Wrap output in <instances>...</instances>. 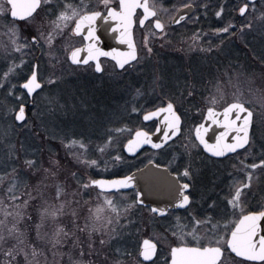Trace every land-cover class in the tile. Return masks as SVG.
<instances>
[{
    "label": "snow or ice",
    "instance_id": "obj_1",
    "mask_svg": "<svg viewBox=\"0 0 264 264\" xmlns=\"http://www.w3.org/2000/svg\"><path fill=\"white\" fill-rule=\"evenodd\" d=\"M194 7H203L206 15L210 5L183 0L182 7L170 10L163 0H0V36L7 38L0 41V52L5 61L12 58L0 82L5 99H12L10 107L0 109L6 123L0 136V264H157L158 245L168 249L164 264H264V4L258 9L256 0H244L231 10L238 17L226 22L227 4L216 5L222 26H214L212 35L219 43L209 38L197 44L209 36L197 32L186 48L202 53L199 62L189 57L179 66L151 63L157 42L160 48L172 46L173 24L199 22V16L187 14ZM137 26L144 30L139 46ZM101 31L117 34L113 39L127 50H104ZM75 38L81 46L70 44ZM236 41L246 50L245 59L225 51L228 42ZM37 51L53 68L47 76L40 71V57L33 63L24 59ZM102 57L113 62L111 68ZM64 63L77 77L82 69L100 81L96 88L131 99L121 110L103 104L83 84L68 87L63 72H55ZM25 65L29 74L19 75L17 69ZM133 73L145 82L125 79ZM13 77L23 83L13 84ZM150 95L160 100L154 109L144 106L152 103ZM197 97L205 105L197 107L198 113L206 112L204 122L166 166L148 157L147 172L139 166L132 172L130 166L117 179H85V170L99 169L101 162L107 171V161L92 158L91 138L72 131L69 121H99L105 136L96 151L121 161L122 155L109 151L113 143L132 156L144 145L163 150L169 141L175 144L182 135L178 102L195 106ZM141 99L144 104L138 103ZM124 112L142 113L145 122L159 119L160 126L151 134L136 130L134 137L131 129H108L105 121L123 120ZM209 121L223 129L219 135L212 130V143L206 139ZM114 132H127V144ZM201 146L211 157L244 155L239 161L244 178L229 187L223 200L215 180L203 182L197 163ZM249 156L252 162L246 163ZM153 169L155 175L149 176ZM153 179L166 186L167 200H148ZM141 214L145 228L161 219L167 223L156 237L131 243L128 225Z\"/></svg>",
    "mask_w": 264,
    "mask_h": 264
},
{
    "label": "trees",
    "instance_id": "obj_2",
    "mask_svg": "<svg viewBox=\"0 0 264 264\" xmlns=\"http://www.w3.org/2000/svg\"><path fill=\"white\" fill-rule=\"evenodd\" d=\"M206 3H208L210 5L209 9L207 10L208 11V15H204V13H205L204 11L198 10L197 11L198 12V16L200 17L199 22H193V20H191L190 21L191 22L190 25H188L187 27H184V29L182 31L175 32L173 35H171V37L168 38L172 42V46L171 47L166 46L165 48H160L157 44H155V51H156L157 55L153 56L154 59L151 60V63H155L156 60H159L161 65H162L163 62H165V63L171 62L170 66H179L182 63H184L185 61H187L189 59V57L192 59L193 62H199L201 57H202V53H199L196 50H193L191 52H187L186 51L187 45L193 43L192 39H191L193 34L197 33V32H207V33H209V36H204L201 39H198L196 41L197 44L204 45L205 41H207L209 38H211L214 41V43H217V44L219 43V40H217L216 37L214 35H212V28L214 26H217V27L218 26H222V22L218 21L216 19V17L214 16L215 11L217 10L216 5L222 4V3H226L227 4V7H228L229 11H227L225 13L224 22H226L228 19H232L233 17H238V13L235 12V11H231V10L233 8H235L237 5H239V2L235 1V0H206ZM233 23H239V19H234ZM249 39H251V37H249ZM181 41H184L186 43L182 44ZM136 42H137V45L139 46L141 41H138L136 39ZM79 43H81V41L78 38H75V39L70 41V44L74 45V46L79 44ZM257 48H258V45H257ZM181 49H185V50H181ZM193 49H195V45H193ZM228 50H231L234 55L240 56L241 59H245L246 58L245 57L246 50L243 48V45H242V43L240 41H236L234 44L231 43V42H228L227 46L225 48V51H228ZM35 57H40V67H41V65L42 66L46 65V68H51L52 69V67H51V65H50V63L48 61V58L46 56H41L39 51H37L34 54V56H29L28 57L29 58L28 59L29 63L35 62ZM60 59L61 60L64 59L63 53H61ZM108 62L109 61H107L106 63L108 64ZM109 65L112 66V63L109 62ZM58 66H64L65 67L66 63L58 64L56 66V68H55V72H57L59 70H61V72L65 71L63 69L64 67H60L58 69ZM24 68H25V72L28 73L29 72L28 65H25ZM125 79L130 81V82H135V83H138V84H143L145 82L143 77H137L135 75V73L126 76ZM12 80H15L14 81L15 84H19V81H21V80L17 79L16 77H13ZM17 95H19V93H17ZM130 99H131V96H129V95H119L118 107H121V110H122V106L125 104V101L130 100ZM148 99L152 103L144 105L146 108L154 109V107L156 105L160 104V100L156 99L155 95H150L148 97ZM7 100L8 101H12L11 97H9ZM138 103L144 104V100L141 99V100L138 101ZM198 104L199 105H204V102H203V100L200 97H197L195 99V101H194V105H198ZM5 105H9V104L5 103ZM3 106L4 105H2V106L0 105V108L2 109ZM29 107H31V106L29 105ZM178 107H179V112L178 113L183 117V120L186 121V122L192 123L193 120H194V116L198 114V112L195 111V107L192 106V105H189L187 102H185L183 105H179V102H178ZM141 114L142 113H137V112L130 113V114H129V112H124L123 113V117H124L123 120H120L119 118H117V119H119L118 125L119 126L120 125H122V126L124 125V126L127 127V129H131L132 130L131 133L134 130L139 129V128H144V129L147 130L151 126L141 122ZM0 122L3 124V126H6V123L3 120H0ZM118 125H115L114 123L112 125L109 124V125H107V128L108 129H115L116 127H118ZM95 135H97L96 138L98 139L97 142H95V143H97V145L101 144L103 142V137L105 136V128L102 127L99 131H97L95 133ZM128 138H129V135H128L127 132H125V133L120 135V141L122 143L125 140H127ZM53 143L56 144V142H53ZM117 145L119 146L118 154L123 156V158H124L123 160L126 163V167L118 168L117 167L118 166L117 165L118 161H113L112 156L104 155L103 157L99 158V160H101V161L106 160L107 161V168L110 169L109 173L107 174V177L120 176V175L128 172L130 166H131V170L136 169V166H140V163L142 162V160L140 158L141 154L143 152H146V151L149 150L148 148H145L141 153H139L138 155L132 157V156H127L126 154H124L120 144H117ZM56 147L59 150L58 144H56ZM241 153H243V152H241ZM60 154H61V156H63V151L62 150H60ZM115 154L116 153H112V155H115ZM243 156L244 155H241V156L238 157L235 154V155H233L231 157H232L233 160L236 159V158H239L241 160V159H243ZM158 162H160L162 164L161 161H158ZM246 162L251 163L252 162V157L249 156V159ZM238 164H240V163L238 162ZM101 165H104V163L101 162L100 166ZM103 167H105V165ZM86 171L87 170H85V172H84V176H87V177L91 176L92 178L97 177V175H94L93 173H91V171L88 172L87 175H86ZM238 172H240V173H238ZM238 172H235L234 170H232L231 181H233L236 177L241 179V171H238ZM99 176H101V175H99ZM240 179L238 180V182L240 181ZM231 185H232V182H231ZM160 256H161V253L159 255V259L157 261V264H164L165 260H161Z\"/></svg>",
    "mask_w": 264,
    "mask_h": 264
},
{
    "label": "rangeland",
    "instance_id": "obj_3",
    "mask_svg": "<svg viewBox=\"0 0 264 264\" xmlns=\"http://www.w3.org/2000/svg\"><path fill=\"white\" fill-rule=\"evenodd\" d=\"M202 2V1H201ZM201 2H198V4H200ZM264 4V0H261L260 3L257 5V8L259 9L260 5ZM240 5V4H239ZM201 8V7H200ZM200 10V9H199ZM218 10V8H217ZM216 10V11H217ZM214 16H215V13H214ZM191 22L188 23V25H190ZM170 36H168L169 38ZM7 38L6 37H2L0 36V41H3V40H6ZM142 43V41L140 42V44ZM158 46H159V42L156 43ZM143 54V53H141ZM15 56L17 57V59L15 60V63L16 64H19L20 63V60H19V56L20 54L19 53H16ZM29 56H25L24 59L28 61V58ZM152 59H154V57H152ZM12 62V58H8L7 61L4 60L3 58V54L2 52H0V82L3 81L4 79V73L7 71L8 69V66L11 64ZM170 63L171 62H163L162 65H169L170 66ZM60 67H64V66H58V69ZM107 67L111 68V65H107ZM65 71L63 72L64 74V77L67 81H69V84H68V87H74V86H78V85H81L83 84L85 87L88 88L90 94H95V96L97 97V99L99 101H101L103 104L105 105H109L111 106L112 108H117L118 107V102H119V94L117 95H112L106 91H104V88H96V85L100 84V81H97V80H93V78L87 74V73H84L82 69L80 70H77L80 72V75L79 77H77V75L74 73V69L73 68H70V67H67V65L63 68ZM40 71L41 73L44 75V76H47L49 75L51 72H53V68H46V65L45 66H42L40 67ZM17 72L19 73V75H24V74H29V72H25V68L23 67L22 69H17ZM61 74V70L57 71L56 72V75H60ZM69 74V75H68ZM16 80V79H15ZM15 80H11V82L13 84ZM23 81H19V83H22ZM5 96H6V93L3 89H0V105H5L6 104H9L8 106L10 107L11 106V103L12 101H8L7 99H5ZM4 103V104H3ZM1 109V108H0ZM131 113H134V112H131ZM143 114H141L142 116ZM118 122H119V119L115 118V120L112 122V123H108L107 121H105V123L107 125H112L113 123L115 125H118ZM142 122V120H141ZM143 123V122H142ZM146 124V123H144ZM147 125H150V124H147ZM189 125H191V127L193 126L191 123H189ZM151 126V125H150ZM4 127V128H3ZM69 127L72 131H75V132H82L84 133L85 136H88L91 138L92 140V143L89 145V148L91 149V156L92 158H101L103 156L100 155V153L98 151H96V146H97V135H95V133L97 131H99L102 126L100 124L99 121H97L96 123H93V124H89L88 122V119L87 118H81V117H77L75 122H71L69 121ZM188 127V126H187ZM119 128H127L126 126H122V125H118V127H116L115 129H119ZM187 129L184 130L183 132V136H182V139H185V136L186 134L188 133L187 132ZM6 130V126H3V124L0 122V136H2L4 134ZM135 131V130H134ZM133 131V132H134ZM104 132V131H103ZM132 132V133H133ZM131 133V135H132ZM186 133V134H185ZM94 134V135H93ZM99 134V133H98ZM104 134V133H103ZM102 134V135H103ZM114 136H118L119 137V140H120V133L118 132H115L113 133ZM181 136L178 138V139H175V144H173V142L168 146V149L166 150H163V151H157V152H154L152 150H148L146 152H143L140 156L142 162L140 163V166H142L144 163L148 162V157H151L153 160L155 161H163V153L166 154L167 152L171 155V157L173 156H176L178 154L177 152V149H178V146L181 144V142L183 141L182 139H180ZM187 138L186 139L187 141L189 140V137L187 135ZM104 142V141H103ZM102 142V143H103ZM126 142V140L123 142V144ZM101 143V144H102ZM93 144V145H92ZM184 144V143H183ZM188 144V143H186ZM96 145V146H95ZM100 145V144H99ZM118 148L119 146L117 145V143H113L112 145V148L109 149V151H111L112 153H116L115 155L118 154ZM162 154V155H161ZM243 159H244V156H243ZM169 160H171V158L169 157ZM240 161L239 158H236V159H230V171L232 172V170H234L235 172H238L240 171V164H238V162ZM259 161L257 160V163ZM216 163V164H215ZM215 163H212L213 167L217 168L218 167V163L217 161ZM248 163V162H246ZM117 167L120 168V167H126V163L124 160H121V161H118L117 162ZM235 165V167H234ZM104 165H101L99 169H88L86 171V175L88 172L91 171V173H93L94 175H97V177H100L99 175H101V177H107V174L109 173L110 169L107 168V171H104ZM240 173V172H238ZM88 177L85 176V179H87ZM240 178H235L232 182V184L234 182L238 183V180ZM243 179V173L241 172V179ZM231 186V185H230ZM260 200V199H259ZM125 224H127V221H124ZM128 229L129 231H131V233L133 234L131 236V240L130 242L131 243H136L137 241L140 242V239L141 237H148V238H154L156 237L157 235H159V233L157 232V230L155 229L154 231L151 229L149 230V227L145 228L144 225H143V222L141 220H139V224L138 225H128ZM155 241V240H154ZM162 254H166L167 255V252H168V249L167 247H164L162 248Z\"/></svg>",
    "mask_w": 264,
    "mask_h": 264
},
{
    "label": "flooded vegetation",
    "instance_id": "obj_4",
    "mask_svg": "<svg viewBox=\"0 0 264 264\" xmlns=\"http://www.w3.org/2000/svg\"><path fill=\"white\" fill-rule=\"evenodd\" d=\"M202 0H195V2L198 4V2H201ZM235 1H238L239 4L242 6V4L244 3V0H235ZM261 0H256L257 2V5L260 3ZM188 2H191V0H188ZM204 3H206V0H203ZM182 3H183V0H163V7L164 8H168V9H172L174 6H179V7H182ZM204 11L205 12V9L203 7L200 8V11ZM198 10L194 7L193 8V11L192 13L189 15L191 17H196L198 16ZM205 15V13H204ZM208 15V11H207V14ZM161 19L164 20L165 22H168L169 21V15L166 14V13H161ZM191 20H186V21H182L181 24L177 25V24H173L172 25V29L170 30L169 32V36L171 37V35H173L175 32H179V31H182L184 29V27H187L188 26V23L190 22ZM134 39L136 41V39L138 41H142L143 39V35H144V30L140 29L138 26L136 28H134ZM80 40V38H78ZM81 43L75 45V46H80ZM102 62L103 63H106L107 61L111 62L110 60H108L107 58H101ZM109 62L108 64L106 63V66L108 65L109 66ZM113 64V62H111ZM67 67L68 64L66 63ZM70 68H73V67H70ZM69 75V74H68ZM195 111L197 112V107H200V108H204L205 105H195ZM220 110V109H218ZM179 114V113H178ZM205 115V112H202V113H198L197 115L194 116V120L193 122L191 123L193 126L191 127V125H189V122H186L183 120V117L181 116L182 118V135H181V138L182 139V136H183V132L184 130L187 129V134L185 136V139H182L183 141L181 142V144L178 146V149H177V152L179 154L183 153L184 152V145H186V143L189 144V140L187 141L186 139L187 138V135L188 137L190 138H194V129L195 127L201 123L203 121V116ZM146 124H150L151 127L149 129H145L146 131H149V132H152L156 126V121L153 120V121H150V122H147ZM188 126V127H187ZM179 138V137H178ZM178 138H175V139H178ZM128 140V139H127ZM126 140V141H127ZM172 143V141L169 142L168 145L165 146V149L163 150H166L168 149V146ZM184 143V144H183ZM145 148H143L140 152H138L136 155H138L139 153H141ZM149 150H152L154 152H157V151H163V150H154V149H151V148H148ZM241 152H243V150H240ZM135 155V156H136ZM162 155V154H161ZM176 155V156H177ZM235 154H230L228 155L227 157H211L209 154H207L206 152H203L202 148H201V157L200 159L197 160V163L200 164L201 166V171L203 172V182L204 183H208L209 181L211 180H215L216 184L218 185L217 188H215V192L218 193L221 197V199L223 200L224 196L228 193L229 191V187L231 185V176H232V172L230 171V159L232 158L231 156H233ZM243 155V154H242ZM134 157V156H132ZM169 157L172 159L171 155L167 152L166 154L163 153V161L162 162V166H166L168 160H169ZM217 161V165L218 167L215 168L213 167L212 163H215ZM148 163V162H146ZM146 163H144L143 165H145ZM216 164V163H215ZM142 165V166H143ZM142 166H139V167H142ZM136 170V169H134ZM134 170H131V171H134ZM101 177V176H100ZM113 177H117V176H113ZM119 177V176H118ZM95 179L98 178V177H94ZM244 178V176H243ZM130 191V190H128ZM260 197L257 196V201H259ZM146 209H145V213H146ZM177 215H183V210H178ZM144 214H141V219H137L136 216H133L132 219L134 221L133 225H138L139 224V220L142 221V217H143ZM167 221H164V220H160V224L159 225H152L150 223L149 225V230H157V232L160 234L161 232V226L166 224ZM133 235V234H132ZM149 239L148 237H141L140 239V242H142L143 239ZM155 242V241H154ZM162 248L158 245V253L160 252L161 253V260H165V258L167 257L166 254H162ZM168 254V252H167ZM146 264H150V262H146Z\"/></svg>",
    "mask_w": 264,
    "mask_h": 264
},
{
    "label": "water",
    "instance_id": "obj_5",
    "mask_svg": "<svg viewBox=\"0 0 264 264\" xmlns=\"http://www.w3.org/2000/svg\"><path fill=\"white\" fill-rule=\"evenodd\" d=\"M192 13V12H191ZM191 13H187L188 15H190ZM98 35H100V47H102L104 50H106V51H109V50H111V48L112 47H116V48H118L120 51H126L127 50V48H126V46L125 45H119L118 43H117V40L116 39H113V36H115V35H117V34H113V33H111V32H108V33H104L103 31H101V32H99L98 33ZM81 46V45H80ZM108 59V58H107ZM110 60V59H109ZM220 110H222V109H220ZM205 114H206V112H205ZM141 120H142V122H144V123H147V122H150V121H143V119H142V116H141ZM155 121H156V126H155V128L156 127H159L160 126V120L159 119H155ZM202 122H204V120L202 121ZM201 122V123H202ZM210 125V131L208 132V134H207V136H206V139H209V142L210 143H212V142H214V139H212V136H213V131L212 130H215V133H216V135H219V133L221 132V131H223V129H220V128H218V126H216V125H211V122L209 121L208 122V124L206 125V126H209ZM155 128H154V130H155ZM137 130H144V129H137ZM153 130V131H154ZM136 131V130H135ZM135 131L132 133V137H134V135H135ZM144 131H146V130H144ZM152 131V132H153ZM152 132H149L150 134L152 133ZM194 136H195V132H194ZM153 140L155 141V142H159L158 140H156V137L155 136H153ZM170 142V141H169ZM125 144H127V141L125 142ZM146 147H148V148H151V146L150 145H144L143 146V148H146ZM143 148H141L140 149V151L143 149ZM201 148H202V146H201ZM151 149H153V148H151ZM154 150H157V149H154ZM139 151V152H140ZM123 152L126 154V155H128V156H132L131 154H129L125 149H123ZM207 153V152H206ZM207 154H209V153H207ZM230 154H233V153H230ZM230 154H228V155H230ZM210 155V154H209ZM147 166V167H146ZM162 166V165H161ZM148 167H151L150 165H148V163H146L145 165H143L142 167H140V168H142V169H144L146 172L148 171ZM162 167H164V166H162ZM136 170H134V171H132V172H135ZM155 169H153V171L152 172H150L149 173V176H154L155 175ZM139 175V174H138ZM117 178H119L118 176L117 177H110V178H107V177H98V178H96V179H117ZM141 183H144V181L142 180L141 181ZM168 199V189L166 188V186L162 183V182H160L159 180H156V179H153V181H152V183H151V193L148 195V200L149 201H165V200H167ZM161 206H163V204H161ZM145 239H147V238H145ZM143 241V240H142ZM142 243V242H141Z\"/></svg>",
    "mask_w": 264,
    "mask_h": 264
}]
</instances>
